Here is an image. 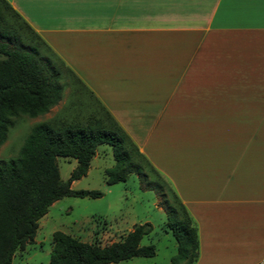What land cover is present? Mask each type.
Masks as SVG:
<instances>
[{
  "label": "crops",
  "instance_id": "1",
  "mask_svg": "<svg viewBox=\"0 0 264 264\" xmlns=\"http://www.w3.org/2000/svg\"><path fill=\"white\" fill-rule=\"evenodd\" d=\"M6 1L169 183L195 264H264V0Z\"/></svg>",
  "mask_w": 264,
  "mask_h": 264
},
{
  "label": "trees",
  "instance_id": "2",
  "mask_svg": "<svg viewBox=\"0 0 264 264\" xmlns=\"http://www.w3.org/2000/svg\"><path fill=\"white\" fill-rule=\"evenodd\" d=\"M55 57L71 76V100L62 113L34 125L19 155L0 163V264H11L14 254L33 241L38 221L64 197L98 199L99 191L73 190L71 183L85 176L98 146L109 145L115 161L105 170V183L125 182L130 174L151 175L166 189V227L177 244L170 264H195L198 259L196 225L175 192L85 86L67 69L6 0H0V146L13 119L36 118L48 113L62 98L61 71ZM80 111V112H79ZM73 159L75 168L63 181L57 159ZM146 171V172H145ZM150 224L135 225L117 242L100 246L81 242L62 232L52 234L49 264H112L136 257H153L152 245L141 240Z\"/></svg>",
  "mask_w": 264,
  "mask_h": 264
},
{
  "label": "rangeland",
  "instance_id": "3",
  "mask_svg": "<svg viewBox=\"0 0 264 264\" xmlns=\"http://www.w3.org/2000/svg\"><path fill=\"white\" fill-rule=\"evenodd\" d=\"M61 71L59 83L63 85L61 101L48 113L36 118L19 116L8 130L4 143L0 146V163L16 158L29 135L31 128L51 120L62 113L71 100L81 97L72 92L71 76L61 63L49 57ZM113 149L100 145L85 176L71 183L73 190L99 191L98 199L64 197L53 203L47 214L38 221L36 235L32 242L18 250L11 264H49L52 234L62 232L81 242L97 243L105 246L121 240L135 225L148 223L151 233L143 237L142 246L155 248L153 257H136L128 261L112 264H170L177 252V244L166 227L164 206L172 205L166 189H159L151 176L130 174L125 182L114 185L105 183V170L113 167ZM59 176L66 181L76 166L73 159H57ZM146 172V171H145ZM163 178V177H162ZM164 179V178H163ZM166 182V180L164 179ZM169 184L168 182H166ZM173 206V205H172Z\"/></svg>",
  "mask_w": 264,
  "mask_h": 264
}]
</instances>
